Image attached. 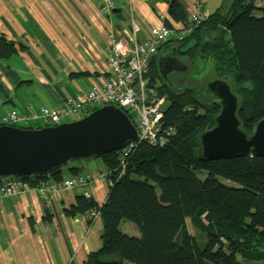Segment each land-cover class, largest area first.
Segmentation results:
<instances>
[{
  "label": "trees",
  "instance_id": "16d2710c",
  "mask_svg": "<svg viewBox=\"0 0 264 264\" xmlns=\"http://www.w3.org/2000/svg\"><path fill=\"white\" fill-rule=\"evenodd\" d=\"M223 7L224 3L202 22L192 23L183 1L169 0L171 18L190 30L180 38L182 30L165 20L174 33L160 49L211 58L216 73L238 97L241 128L251 134L264 118V5L233 0L228 10ZM11 45L1 36L0 56L9 55ZM157 62L154 57L151 73L161 82L159 95L167 99L163 120L175 133L164 146L140 142L126 156L118 150L98 158L107 170L100 171L107 178L105 202L99 205L93 197L79 195L64 209L68 216H86L89 226L101 217V246L89 252L84 264L264 261V157L249 151L238 157L202 159L200 134L215 125L222 106L205 90L173 78L166 81ZM80 161L32 175L31 182L59 183L65 167L72 177L78 175L80 167L70 165ZM187 219L204 234V242L189 233ZM123 221L134 224L139 233L123 230Z\"/></svg>",
  "mask_w": 264,
  "mask_h": 264
},
{
  "label": "crops",
  "instance_id": "0c3cea01",
  "mask_svg": "<svg viewBox=\"0 0 264 264\" xmlns=\"http://www.w3.org/2000/svg\"><path fill=\"white\" fill-rule=\"evenodd\" d=\"M104 1L0 0V37L13 48L9 55L0 56L1 115L22 112L28 103L57 108L68 96L86 93L93 83L102 84L108 75L109 31L122 33L133 21L150 27L169 20L177 29L183 28L170 16L169 0H112L111 11L102 14ZM182 1L190 14H211L223 3V10H228L233 3ZM255 1L264 5V0ZM72 166L80 167L78 175L107 171L104 162L96 159ZM62 173L64 179L74 174L69 167ZM107 191V182L96 179L91 185H76L47 198L35 188L3 198L0 264H84L89 252L101 246V217H95L89 226L86 216H68L64 209L79 195H89L101 205ZM128 226L131 233H137Z\"/></svg>",
  "mask_w": 264,
  "mask_h": 264
},
{
  "label": "water",
  "instance_id": "95a60500",
  "mask_svg": "<svg viewBox=\"0 0 264 264\" xmlns=\"http://www.w3.org/2000/svg\"><path fill=\"white\" fill-rule=\"evenodd\" d=\"M158 68L168 81L171 73L186 72L188 63L172 48L160 53ZM205 93L216 98L222 107L215 125L200 134V157L204 160L232 158L249 151L264 157V118L248 134L241 128L237 115L238 97L227 81H209ZM138 137L139 130L130 115L112 104L55 126L0 125V177L49 174L73 160H95L121 150Z\"/></svg>",
  "mask_w": 264,
  "mask_h": 264
},
{
  "label": "built area",
  "instance_id": "2783aa9c",
  "mask_svg": "<svg viewBox=\"0 0 264 264\" xmlns=\"http://www.w3.org/2000/svg\"><path fill=\"white\" fill-rule=\"evenodd\" d=\"M111 7V4L108 8L103 7L102 11L109 13ZM208 15L206 11L193 12L190 14V20L192 23H200ZM181 30L180 38L190 29ZM173 33L174 31L164 24L145 27L138 21L133 22L132 32L126 29L122 33L108 32L110 48L106 61L108 75L102 84L93 83L86 93L67 97L57 108L28 103L22 112L17 110L7 112L0 120V125L54 126L68 118L80 119L98 107L112 104L125 110L139 130V137L121 149L123 156L140 142L151 146L166 145L172 139L175 129L167 126L163 120L167 99L159 95L161 82L153 78L151 67L161 45ZM31 176H1L0 201L6 197L24 194L32 188H35L41 197L47 198L57 191L75 185L87 186L96 179L105 181L107 179L102 172L94 171L73 176L61 183L39 180L33 184Z\"/></svg>",
  "mask_w": 264,
  "mask_h": 264
},
{
  "label": "rangeland",
  "instance_id": "374dc122",
  "mask_svg": "<svg viewBox=\"0 0 264 264\" xmlns=\"http://www.w3.org/2000/svg\"><path fill=\"white\" fill-rule=\"evenodd\" d=\"M110 4L113 6L112 0H105L102 4L101 8H100V12L102 14L108 13V12H103L102 8L103 7L108 8V6ZM133 22L130 25V27L126 28V30L128 32L133 31ZM159 55L160 54L156 55L157 59L159 58ZM178 55H179V57H181L185 61H188L187 62L188 63V70L186 71V72H188V74L186 75V77H184V75L174 76V79L176 81H178L179 83H181V84L183 83V85L189 84V85L195 86L201 90H205V86L209 81H212L214 79H222V76H219L216 73V71L214 69V62L211 58L207 59V58H204L201 56H195V57L189 58V56L187 54H182V53H178ZM157 65H158V62H157ZM181 74H185V72H183ZM166 105L168 106V104H166ZM166 105H165V107H166ZM2 116L3 115H1V110H0V118ZM73 120H74V118L66 119V121H70V122ZM17 126H20V125H17ZM36 127L39 128L40 126H32L31 125L28 128H36ZM96 160L102 161L101 159H96ZM74 176H76V175H74ZM91 184H89V185H91ZM122 223L123 224L121 225V228L127 232H130L129 234H134V233H131V232H133V230L128 225H132L133 227H135V229L139 233L138 228L134 224H132L128 221H123ZM187 229H188L189 233L192 235H195L199 239V241L204 242V239H205L204 234L191 224L190 219H187ZM247 263L248 264H264V261H248ZM126 264H130V263L126 262Z\"/></svg>",
  "mask_w": 264,
  "mask_h": 264
},
{
  "label": "flooded vegetation",
  "instance_id": "af4514ba",
  "mask_svg": "<svg viewBox=\"0 0 264 264\" xmlns=\"http://www.w3.org/2000/svg\"><path fill=\"white\" fill-rule=\"evenodd\" d=\"M160 53L162 52V50L160 49V51H159ZM159 54V53H158ZM177 55H178V53H176ZM179 56V55H178ZM181 58V57H180ZM182 59V58H181ZM174 74H176V73H174ZM174 76L175 75H173V73H171V75H170V79L171 78H173L174 79ZM175 80V79H174ZM176 82V81H175ZM176 83H179V82H176ZM180 84V83H179Z\"/></svg>",
  "mask_w": 264,
  "mask_h": 264
},
{
  "label": "clouds",
  "instance_id": "9594fccd",
  "mask_svg": "<svg viewBox=\"0 0 264 264\" xmlns=\"http://www.w3.org/2000/svg\"><path fill=\"white\" fill-rule=\"evenodd\" d=\"M92 111H93V110H92ZM90 112H91V111H90ZM90 112H88L87 114H89ZM87 114H85L84 116H86ZM84 116H83V117H84ZM83 117H82V118H83ZM80 119H81V118H80ZM74 120H75V119H74ZM74 120H73V121H74ZM76 120H77V119H76ZM63 122H70V121H66V120H65V121H63ZM63 122H61V123H63ZM54 126H55V125H54ZM19 127H20V126H19ZM42 127H43V126H42ZM24 128H28V127H24ZM40 128H41V127H40ZM61 182H62V181H61ZM61 182H59V183H61ZM56 183H57V182H56Z\"/></svg>",
  "mask_w": 264,
  "mask_h": 264
},
{
  "label": "bare ground",
  "instance_id": "6f19581e",
  "mask_svg": "<svg viewBox=\"0 0 264 264\" xmlns=\"http://www.w3.org/2000/svg\"><path fill=\"white\" fill-rule=\"evenodd\" d=\"M69 97V96H68Z\"/></svg>",
  "mask_w": 264,
  "mask_h": 264
}]
</instances>
